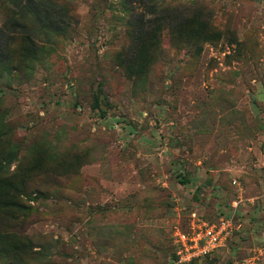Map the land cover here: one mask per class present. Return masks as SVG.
<instances>
[{"label":"rangeland","instance_id":"1","mask_svg":"<svg viewBox=\"0 0 264 264\" xmlns=\"http://www.w3.org/2000/svg\"><path fill=\"white\" fill-rule=\"evenodd\" d=\"M39 1L0 0V180L22 188L0 264H264V0ZM188 16L217 37L175 35ZM191 214L228 229L180 262Z\"/></svg>","mask_w":264,"mask_h":264},{"label":"trees","instance_id":"2","mask_svg":"<svg viewBox=\"0 0 264 264\" xmlns=\"http://www.w3.org/2000/svg\"><path fill=\"white\" fill-rule=\"evenodd\" d=\"M33 13L42 9L39 0H26ZM183 23L173 31L178 37H187L204 40L215 39V33L208 32L204 22L199 21L196 16H188ZM163 26L157 24L154 29L141 32L135 37L134 51L132 56L127 53H118L117 61L123 65L130 75L143 74L148 68L153 55V49L157 44V38ZM21 186H16L15 179L8 177L0 180V252L3 254L12 252L15 249L16 233L14 223L17 221L15 210L22 208L19 200V193H22ZM15 233V234H14ZM5 242V243H4Z\"/></svg>","mask_w":264,"mask_h":264},{"label":"built area","instance_id":"3","mask_svg":"<svg viewBox=\"0 0 264 264\" xmlns=\"http://www.w3.org/2000/svg\"><path fill=\"white\" fill-rule=\"evenodd\" d=\"M192 231L177 232L178 258L180 262H190L211 254L223 241L228 229V223L221 220L218 223H207L191 214Z\"/></svg>","mask_w":264,"mask_h":264}]
</instances>
